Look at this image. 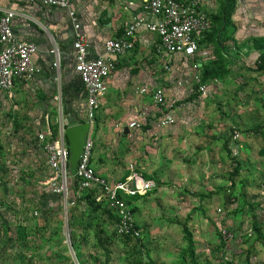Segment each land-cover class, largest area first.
Returning a JSON list of instances; mask_svg holds the SVG:
<instances>
[{
	"label": "rangeland",
	"instance_id": "374dc122",
	"mask_svg": "<svg viewBox=\"0 0 264 264\" xmlns=\"http://www.w3.org/2000/svg\"><path fill=\"white\" fill-rule=\"evenodd\" d=\"M232 25L229 19L220 27L222 37ZM222 37L215 42L214 59L201 67L215 71L214 97L191 105L187 122L177 115L163 142L148 135L159 109L140 86L161 78L162 71L146 58L120 59L113 74L116 86L90 114L81 90L75 83L70 91L64 89L57 74L48 95L35 85L14 96L0 95V264H133L119 250L135 247L142 260L150 259L146 264H177V257L183 264L196 262L195 250L215 238V209L227 207L235 196L244 211L246 197L264 188V67L258 62L264 44L252 41L241 52L237 46L221 47ZM84 122L89 123L84 139L94 142L101 136L94 145L110 159L111 173H126L131 162L156 182L146 196L133 200L140 241H116L107 214L75 197L70 200L72 193L64 198L40 189L46 163L38 135L48 124L53 134L63 132L69 147L64 131ZM231 126L240 130L239 139L231 138ZM128 128L130 136L123 131ZM114 135L118 145L111 144L114 150L108 152ZM68 168L72 174L70 163ZM177 171L189 175L178 178ZM104 238H110L109 244Z\"/></svg>",
	"mask_w": 264,
	"mask_h": 264
},
{
	"label": "built area",
	"instance_id": "2783aa9c",
	"mask_svg": "<svg viewBox=\"0 0 264 264\" xmlns=\"http://www.w3.org/2000/svg\"><path fill=\"white\" fill-rule=\"evenodd\" d=\"M38 1L43 6L66 10L77 27L73 0ZM200 5V0H140L136 7L137 14L120 34L104 38L103 52L95 57L89 56L91 44L85 35L75 31L72 42L73 66L86 93L88 113L94 112L101 104V99L105 97L106 80L113 69L112 58H120L135 48L138 30L144 29L155 36L154 54L161 62L162 73L172 71V60L175 55L196 58L199 43L212 25L209 14L202 10ZM16 14L13 9H3L0 15V91L9 94L12 93L16 82H26L33 78L36 68L32 59L38 49L36 43L22 39L14 32L12 20ZM51 52L55 55L53 67H58L60 63L58 51L51 49ZM199 68V63L193 62L189 85H185L182 80L174 82L175 88H184L181 97H177V93H174L173 97L167 96L165 88L160 84H155L148 90L152 102L159 109L158 122L161 126L175 123V118L169 110L174 105L175 107L186 105L190 101L186 100L189 95L195 94L191 100L211 98L209 85L201 81ZM230 135L233 140H237L241 132L230 127ZM38 139L42 142L47 162L46 176L39 182L42 188L64 198H69L73 194L77 199L87 191H94L95 202L104 203L116 215L114 230L121 235L141 237V228L135 224L134 213L127 203V198L147 195L156 185L153 178L143 177L138 168L131 163L128 165V174L122 179L112 180L109 176L96 171L92 165L94 142L91 138L85 139L71 174L68 168L70 150L63 132L56 136L50 131L40 133ZM250 197L244 201V211L239 209L234 198H229L227 207L215 209L217 217L215 215L213 221L216 236L218 245L223 246L225 250H228L236 240L243 243L247 250L253 248L245 251L244 254L245 256L247 254L248 258L244 256L240 264H264V188L250 194ZM33 214H37L36 210ZM256 228L260 232L256 231ZM245 242H248L247 245ZM222 263L233 264V260L227 254L222 257L220 255L217 264Z\"/></svg>",
	"mask_w": 264,
	"mask_h": 264
},
{
	"label": "crops",
	"instance_id": "0c3cea01",
	"mask_svg": "<svg viewBox=\"0 0 264 264\" xmlns=\"http://www.w3.org/2000/svg\"><path fill=\"white\" fill-rule=\"evenodd\" d=\"M130 2H132V4H130ZM139 2L140 0H73L72 6L77 17L76 27L69 18L67 11L64 9L43 6L39 3L38 0H0V15L3 9H13L17 13L12 20V27L14 29V32L18 35V37L36 43L38 47L37 52L32 59L33 64L36 68L33 78L26 82H16L12 93L9 94L7 92L0 91V95L14 96L17 90H21L26 86L32 85H35L40 90L43 89L45 91V94L48 95L50 91L52 92V89L54 87L55 74H57V78L62 80L64 89L68 88V90L70 91L71 88L69 85L71 83H75V87H78L79 90H81L80 96L83 98L84 104H86L85 90L73 66L74 50L72 47V42L75 37V31H78L79 33L85 35V37L91 44L89 49V56L95 57L96 55L103 52L102 44L104 38L118 34V32H122L127 23L132 20L135 14H137L138 10L136 7ZM221 2L222 0H200V7L202 10L209 14L212 25L211 29L203 36L201 42L199 43L198 56H196V58L194 59H191L188 57H183L181 55H175L172 60V71L170 73H160L161 78L156 79V76L151 77L150 79L142 83L140 88H142L143 91H146L145 93H149L148 90L151 89V87H153L155 84H160L165 88L167 96L173 97L174 93H177V97L183 96L184 88H175V83L172 84V82L182 80L185 85H189L192 79L191 75L193 73V62L199 63L200 76H202L203 68L201 67L214 59L215 42H217V40L222 37V30H220V27L225 26L224 18L221 15L219 16L218 14L222 4ZM233 2L235 10L234 13L231 11L233 13V16L231 17L232 14L230 15L231 25L232 23L233 25L232 28L228 27L225 31V35L224 37H222L223 42L220 46H237V48H239V50H241L242 52L244 49L243 46L247 45L246 47H250L251 44L253 45L252 41L255 42V44H264V42H260V40H264V0H233ZM234 14H236V16H234ZM90 33L94 34L92 38H90ZM155 41L156 39L153 34L147 32L144 29H140L137 32V41L135 48L131 52H128L120 58H112L113 69L106 80V94L105 97L101 99L102 105L111 88L113 86H116V80H114L115 78L113 74L120 59L131 57V60L136 59L138 61L146 58L147 61L152 62L154 66H156L158 72H160L161 62L154 54ZM262 46L264 47V45ZM51 49H57L58 51L60 60L59 70H56L53 67L55 55L51 52ZM70 67H72L73 70L69 73L68 69ZM214 77L204 80V82L209 85V95L211 96V98L206 97L202 99L198 98L196 100L193 99L188 101L187 104L183 107H175L176 105H174V107L169 110V113L175 118L176 122L177 115L182 117L183 122H187L188 118H190L189 116L193 114V111L189 108L191 105L194 106L198 102L205 104L208 98L212 99L214 97L215 93L214 88L212 87V80L215 79ZM70 95L71 94H69V96ZM185 95L187 96V94ZM148 97L151 100L150 93ZM158 115H160V113L157 110V117ZM170 125L161 126L159 122H157L156 124L147 127L149 128L148 135L151 137L152 135H154V139L159 140V142H163L165 140V137L163 136L167 135L170 132L168 131V128L172 127ZM49 131L54 136L59 135V132H61L59 131L57 134H53L50 126L47 124L45 129L42 130L41 133ZM123 131H125V133H128L130 132V129H123ZM127 136H130V134L128 133ZM96 137L98 138L101 136L97 134ZM37 140L42 144V142L39 141L38 138ZM100 141L102 142L101 139L96 140V144L100 143ZM96 144L93 147L92 158V160L94 161L93 167L96 169V171L109 176V179L112 180L124 178L128 174V170L126 171V173H124L122 170H118L116 173H111L107 165L110 159H105V154H101L100 156ZM111 144L118 145L115 135L111 139L110 146L107 149L108 152L109 150H114L113 148H111ZM235 146L236 145L234 144L232 145V147ZM118 152L120 153V151ZM134 153H132L131 155L135 156ZM44 156L46 165L43 171L44 175H46L47 162L45 153ZM97 158H101L100 163H97ZM141 174L143 175L142 172ZM183 175L189 174H185L184 171H177L178 178H181ZM143 177L152 178L146 177L144 175ZM2 183L3 181L0 179V189ZM177 184H180V180H177ZM40 189L43 190L44 188L40 186ZM250 194H252V192ZM249 197H246L248 198L247 200L251 198ZM230 198H234L236 203L239 205L238 198H235V196ZM69 199H74V197H70ZM178 209L180 212L181 205L178 206L177 203V210ZM214 217L215 215L212 216V223H214ZM5 222L6 224L8 223V221ZM236 241H234L233 244L228 247V250H225L222 248L223 246L218 245L219 241L217 236L215 235V238H212L209 240V242H207L208 244L203 245L202 247H199L197 250H195L194 256L196 257V262L194 264H217V259L220 257V255L222 257L226 254L231 257V260H233V264H240L244 260V253L247 249H245V247L241 249L239 247L235 248V243H238ZM129 244H131V242ZM140 245L143 246L142 243H140ZM250 249L253 250V248H249L247 251H249ZM119 255L127 257L129 256L131 261H134L133 264H146L147 262H150V259H148V261H146L147 259H141L142 256L138 252L137 247L132 248V250H122V252L119 250ZM138 256H140V258H138ZM236 256H240V258L237 259ZM245 257L248 258V255L246 254ZM140 259L142 260V262H139ZM105 264H108V262ZM177 264H183L181 258L177 257Z\"/></svg>",
	"mask_w": 264,
	"mask_h": 264
},
{
	"label": "trees",
	"instance_id": "16d2710c",
	"mask_svg": "<svg viewBox=\"0 0 264 264\" xmlns=\"http://www.w3.org/2000/svg\"><path fill=\"white\" fill-rule=\"evenodd\" d=\"M221 16L224 18V21L225 22H229V19H230V14H231V11H232V8L234 6V2L233 0H222L221 2ZM123 31V30H122ZM121 32H118V34H120ZM201 42V41H200ZM135 46H136V43H135ZM258 62H259V67L260 68H263L264 67V47L262 49L259 50V53H258ZM215 76V71L209 69V68H204L203 69V72H202V76H201V81L204 82L205 79H208V78H211V77H214ZM195 97V94H192V95H189V98H186V100L188 101L190 98H194ZM239 171L238 168H235L234 169V174H237ZM76 185V182L74 183V186ZM50 194H54V195H58L56 193H53L51 191H49ZM93 193L94 191H87L85 192L84 195H82L80 198H78L80 201H85L87 202L88 204L90 205H93L94 208L98 209V210H101L103 211L104 213L107 214V217L110 219V221H112V224H114V221L117 219L116 218V215L114 214V212H112L111 209H109L104 203H97L95 202V200L93 199ZM137 197H140V196H135V197H132V198H127V203L128 205L131 207V211L133 213H135L136 211V208H135V204L133 202V200H135ZM135 221V220H134ZM137 222L135 221V224ZM137 226H139L141 228V233H142V227L137 223ZM114 228V227H113ZM259 231L258 228H256V231ZM260 232V231H259ZM112 236L115 238V240L117 241V239H120L122 240V243L124 244L125 242H129V241H140L141 240V237L140 238H133L129 235H121L119 234L116 230H112ZM110 238H104V241H108ZM108 243V242H107ZM109 244V243H108Z\"/></svg>",
	"mask_w": 264,
	"mask_h": 264
},
{
	"label": "water",
	"instance_id": "95a60500",
	"mask_svg": "<svg viewBox=\"0 0 264 264\" xmlns=\"http://www.w3.org/2000/svg\"><path fill=\"white\" fill-rule=\"evenodd\" d=\"M88 124V122H84L76 126L69 127L64 131L69 143V163L73 168H75L79 155L82 151Z\"/></svg>",
	"mask_w": 264,
	"mask_h": 264
}]
</instances>
